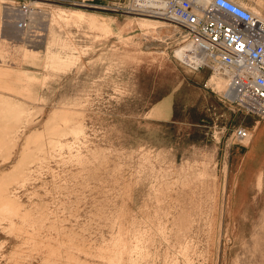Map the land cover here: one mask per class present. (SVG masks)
Wrapping results in <instances>:
<instances>
[{
    "label": "rangeland",
    "instance_id": "1",
    "mask_svg": "<svg viewBox=\"0 0 264 264\" xmlns=\"http://www.w3.org/2000/svg\"><path fill=\"white\" fill-rule=\"evenodd\" d=\"M134 2L0 0V264H264V167L237 185L231 138L259 118Z\"/></svg>",
    "mask_w": 264,
    "mask_h": 264
},
{
    "label": "built area",
    "instance_id": "2",
    "mask_svg": "<svg viewBox=\"0 0 264 264\" xmlns=\"http://www.w3.org/2000/svg\"><path fill=\"white\" fill-rule=\"evenodd\" d=\"M183 32L201 55L196 69L208 67L227 79L222 98L245 114L264 117V19L233 0H164L155 8ZM251 132L236 127L231 138L240 143Z\"/></svg>",
    "mask_w": 264,
    "mask_h": 264
},
{
    "label": "bare ground",
    "instance_id": "3",
    "mask_svg": "<svg viewBox=\"0 0 264 264\" xmlns=\"http://www.w3.org/2000/svg\"><path fill=\"white\" fill-rule=\"evenodd\" d=\"M197 1L200 2V3H203V4H205V3L208 2V0H197ZM32 2L35 3L36 0H32ZM138 3L139 4H137L136 2H134L135 6L137 8H133V7H129V8L130 9H133V10H138V11H141V12H146L145 15H150V16L151 15H154V17L156 15V17H158V18L161 17L160 15H158V12L155 11V8H159L160 6H162V4L164 3V0H138ZM6 13H7L8 18H10V19L11 18H14V17L21 18V19H18V20H21V22H19V21L15 22V21L10 20V19L9 20L13 22V24L16 27L17 30H21V31H24V32L25 31H31L34 27L31 30H30V28L33 26L34 23L35 24L37 22L39 23V21H40L39 19L48 18V16H49L48 15V12L45 11V10H41V9L39 11L38 10H34V9H30V10L29 9H25L24 10V9H18V8H14V7L13 8L7 7ZM253 14L256 15V16H258V17H260V18H263L264 19V17L261 16L258 12H254ZM78 15H80V14H78ZM26 18H27L28 21L26 20ZM93 18H94V16H93ZM97 20H98L97 18H94L93 19V21H92V26L93 27H95V25H96L95 21H97ZM101 20L103 22H105V23H108V25H110L109 24V20H110L109 18H106L104 16L103 17L101 16ZM158 20L165 22L164 20H161V19H158ZM42 22H43V20H42ZM109 28H110V31L113 29L111 25L109 26ZM40 32H41V30H40ZM29 41L30 42H35L36 40L29 39ZM175 56H176V58L178 59L179 62H181L185 66H187L189 68H192V69H196L197 66H198V64L201 63V60H202L201 55L198 54L196 51H194V48H193L192 44L189 43V42L188 43H185L180 48H178L176 50V52H175ZM213 75L214 76H223L217 70H214ZM224 87L226 89V85H224ZM249 138H250V135L245 140L249 141Z\"/></svg>",
    "mask_w": 264,
    "mask_h": 264
},
{
    "label": "crops",
    "instance_id": "4",
    "mask_svg": "<svg viewBox=\"0 0 264 264\" xmlns=\"http://www.w3.org/2000/svg\"><path fill=\"white\" fill-rule=\"evenodd\" d=\"M95 2L97 5L110 6L114 4H121L125 0H90ZM237 3V2H236ZM239 4V3H238ZM253 8L260 11L261 16H264L259 4ZM258 11V12H259ZM12 33V32H11ZM13 37V33H12ZM42 42V41H41ZM258 122L257 129H255L256 124L254 125L253 135L251 137V142L249 146L242 148H235L234 155L237 158L239 164V170H241L242 177L241 181L237 185L243 187H254L256 184L255 173L259 169L264 167V131L259 135L258 131L264 125V117L256 120ZM255 130V134H254ZM254 136V137H253ZM253 147V148H251ZM245 200V198H241Z\"/></svg>",
    "mask_w": 264,
    "mask_h": 264
}]
</instances>
